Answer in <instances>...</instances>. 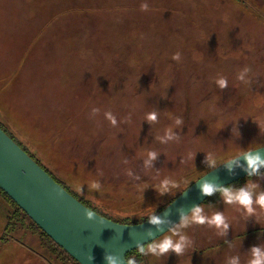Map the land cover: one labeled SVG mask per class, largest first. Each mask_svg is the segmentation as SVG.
<instances>
[{
    "label": "rangeland",
    "instance_id": "374dc122",
    "mask_svg": "<svg viewBox=\"0 0 264 264\" xmlns=\"http://www.w3.org/2000/svg\"><path fill=\"white\" fill-rule=\"evenodd\" d=\"M245 67L252 84L237 79ZM220 76L227 89L215 84ZM154 110L159 122L150 125ZM0 124L102 213L131 221L155 214L213 169L207 154L218 165L264 146V0H0ZM169 127L179 142H158ZM149 150L160 154L146 171ZM164 178L178 186L162 196L155 187ZM92 180L99 192L89 191ZM248 182L264 190V179L241 186ZM202 207L224 212L227 236L192 225L182 230L193 241L187 254L148 255L145 264H228L237 255L247 264L250 249L264 245V216L246 223L221 196ZM6 225L0 206V264H43L16 241L24 234L30 245L31 236L6 235Z\"/></svg>",
    "mask_w": 264,
    "mask_h": 264
},
{
    "label": "water",
    "instance_id": "95a60500",
    "mask_svg": "<svg viewBox=\"0 0 264 264\" xmlns=\"http://www.w3.org/2000/svg\"><path fill=\"white\" fill-rule=\"evenodd\" d=\"M261 148L264 146L254 150ZM261 155L264 157V150ZM241 163L246 167L245 161ZM246 177L248 174L242 168H234L232 173L224 166L212 169L157 214L170 222L162 232L148 220L122 224L80 202L0 126V189L80 264H87L85 256L89 253L94 257L91 264H105L106 253L126 257L137 250L138 243L146 246L167 234L171 227L179 224L181 209L190 214L193 207L208 199L202 195L198 184L204 178L219 186H228ZM87 210L96 213L94 221L86 218ZM148 231H152L154 237H147Z\"/></svg>",
    "mask_w": 264,
    "mask_h": 264
},
{
    "label": "clouds",
    "instance_id": "9594fccd",
    "mask_svg": "<svg viewBox=\"0 0 264 264\" xmlns=\"http://www.w3.org/2000/svg\"><path fill=\"white\" fill-rule=\"evenodd\" d=\"M142 11H149V6L147 3L141 5ZM173 60L179 62L181 60V54L176 53L173 57ZM251 70L248 67H245L238 73L237 79L245 84H252L250 79ZM215 84L221 89L228 88V80L224 76H220L215 80ZM100 113V109L93 108L91 113V118H95ZM159 112L151 111L146 114L145 120L150 124L158 123ZM105 119H107L113 127H118V120L116 116L111 112L107 111L104 113ZM131 117L129 116L125 122H130ZM256 122V121H254ZM259 126L260 124L256 122ZM175 125L177 128H180L183 125L182 118L175 119ZM261 129V126H260ZM262 133V129H261ZM233 135H239L238 127L233 128ZM156 140L162 144H168L169 142H179L180 137L176 135L173 128L169 127L166 129L163 136L156 137ZM264 148L258 150H243L240 154L231 156L225 160L221 165L217 166L216 160L212 157L211 154H207L205 163L208 167L213 168L214 170L220 166H224L229 173H232L234 168H242L247 172L248 177H259L264 179V173L260 170L264 168V157H262L261 152ZM160 153L156 151L149 150L146 154V158L143 159L144 168L146 171L153 168L154 162L157 160ZM196 155V154H195ZM189 158H192V154L189 153ZM241 160L246 162V167L241 163ZM128 161L125 160L124 163ZM183 162V161H182ZM127 175L133 179L139 180V176H134V174L129 170ZM202 182V183H201ZM199 182L200 190L203 196L212 197L219 193L224 204L232 206L242 217H246V223L248 220L255 218L256 223H259V218L264 216V190L260 189L258 183L252 182L247 183L244 186H219L213 181H209L204 178ZM89 191L99 192L102 188V185L97 180H92L87 183ZM178 186V182L171 180L170 178H164L159 181L158 185L155 187L160 195L170 194L172 189ZM74 189L78 192H83L84 185L75 184ZM186 193V192H185ZM97 217L96 213L87 210L86 218L89 221H94ZM103 222V220L101 219ZM148 223L155 227L157 231H163L164 226L169 221L162 218V216L151 214L148 217ZM192 225L207 226L210 229H214L216 234L220 237L227 236L229 229L232 227L229 219L224 215V212L215 211L211 215L205 212V209L202 206H195L192 208L190 214H186L182 209L180 210V222L179 224L170 228L169 233L164 235L159 240H154L148 245L143 243L137 244V251L144 256H154L158 259L164 258L171 253H175L177 256L181 257L188 253V251L193 247V241L191 238L184 233L182 230L191 227ZM125 228V227H121ZM147 237H154L152 231L146 233ZM105 264H136L134 258L123 257L121 258L118 255L106 253L105 254ZM87 264H91L94 260V257L89 253L85 256ZM228 264H241L240 257L233 256ZM247 264H264V245L253 246L250 249L249 259Z\"/></svg>",
    "mask_w": 264,
    "mask_h": 264
},
{
    "label": "trees",
    "instance_id": "16d2710c",
    "mask_svg": "<svg viewBox=\"0 0 264 264\" xmlns=\"http://www.w3.org/2000/svg\"><path fill=\"white\" fill-rule=\"evenodd\" d=\"M0 126L8 133V131L0 124ZM12 137V136H11ZM27 153L28 150L20 144L14 137H12ZM30 154V153H29ZM31 157H33L32 154H30ZM34 158V157H33ZM37 161V160H36ZM40 165L41 163L37 161ZM223 163V162H221ZM219 163L218 165H220ZM217 165V166H218ZM42 166V165H41ZM60 185H62L68 192H70L74 197H76L80 202L85 204L87 207L90 209L94 210L98 214L109 218L111 220H114L118 223L122 224H139L142 222H145L148 220L149 216H145L142 218H138L136 220L131 219H124V220H119V219H114L113 217L108 216L105 213H102L100 210L94 208L91 203L88 200H85L83 197L79 196L77 193L73 192L66 184L59 180L57 177H55L47 168L42 166ZM211 170V169H210ZM208 170V171H210ZM207 171V172H208ZM264 173V171H261ZM200 176L199 178H201ZM198 178V179H199ZM254 177H246L244 179H241L231 185L228 186H236L240 187L243 185L245 182L249 181ZM194 182H191L186 188H188L190 185H192ZM185 188V189H186ZM184 190H182L183 192ZM1 195L4 197V201H6L5 204H0L1 208L4 211V216L7 222V225L5 227V234L10 235L13 234V232H20L21 230H25L24 232L28 235L31 236V244L27 243L23 238L24 237H19L16 238V241L19 242L20 244L26 246L28 249L31 250V253L33 256L40 257L43 259L45 262L48 264H80L78 263L74 258H72L64 249H62L59 245H57L30 217L10 198L8 197L7 194H5L1 189H0ZM180 193L177 195L179 196ZM177 196L173 197L172 199L169 200L167 204L164 206H161L159 210L156 212L158 214L160 211H162L164 208H166ZM220 197L219 193L212 197H208V199L201 204L200 206H204L210 203L216 202L218 198ZM36 238V239H34ZM128 258H134L136 261V264H145L146 262V256L141 255L137 250L130 252L127 254ZM58 262V263H57Z\"/></svg>",
    "mask_w": 264,
    "mask_h": 264
},
{
    "label": "crops",
    "instance_id": "0c3cea01",
    "mask_svg": "<svg viewBox=\"0 0 264 264\" xmlns=\"http://www.w3.org/2000/svg\"><path fill=\"white\" fill-rule=\"evenodd\" d=\"M33 255V254H32ZM33 257H36V259L40 262H42L43 264H48L47 262H45L43 259H41L40 257H37V256H33ZM32 257V258H33Z\"/></svg>",
    "mask_w": 264,
    "mask_h": 264
},
{
    "label": "flooded vegetation",
    "instance_id": "af4514ba",
    "mask_svg": "<svg viewBox=\"0 0 264 264\" xmlns=\"http://www.w3.org/2000/svg\"><path fill=\"white\" fill-rule=\"evenodd\" d=\"M0 195H1V193H0ZM1 203V202H0Z\"/></svg>",
    "mask_w": 264,
    "mask_h": 264
}]
</instances>
